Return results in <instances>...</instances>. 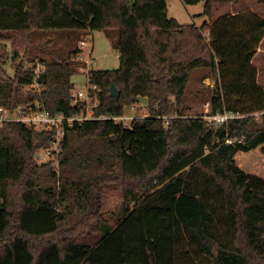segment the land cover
Returning <instances> with one entry per match:
<instances>
[{"label":"trees","instance_id":"1","mask_svg":"<svg viewBox=\"0 0 264 264\" xmlns=\"http://www.w3.org/2000/svg\"><path fill=\"white\" fill-rule=\"evenodd\" d=\"M245 1L186 0L204 2L212 20L216 6L233 8L216 22L184 26L170 18L167 0H0V43H11L14 63L30 55L37 32L103 31L115 40L120 69L91 72L100 89L94 114L124 116L141 97L150 110L128 128L112 120L67 127L58 157L42 164L35 156L56 131L4 123L0 264H264V179L236 161L240 152H264V87L254 64L264 15ZM255 4L264 11V0ZM80 53L42 59L40 75L23 63L13 76L0 74V108L78 113L71 59ZM200 69L217 83L208 116L240 117L210 127L203 115H185ZM36 83L38 91L24 92ZM108 184L124 197L114 226L103 216Z\"/></svg>","mask_w":264,"mask_h":264},{"label":"rangeland","instance_id":"2","mask_svg":"<svg viewBox=\"0 0 264 264\" xmlns=\"http://www.w3.org/2000/svg\"><path fill=\"white\" fill-rule=\"evenodd\" d=\"M257 1V0H256ZM168 14L170 18L176 19L181 25L189 26L196 24L197 26L203 25L205 22H216L223 15H228L232 10V5L216 6L214 10L213 20L203 15L205 3L200 2L194 5H188L186 0H167ZM257 4V3H256ZM255 0H246L245 6L254 5V10L258 11L262 16L264 11L260 6H256ZM255 6L257 8H255ZM208 33L206 37H208ZM84 43V46L81 44ZM115 40L108 37L107 33L103 31L93 32H52L42 33L37 32L33 39L32 49L30 55L25 53L20 55L17 63L13 62L14 50L10 42L0 43V74L13 76L15 68L18 64L23 63L25 69H32L35 65L36 68L44 70L41 65V60L45 59L52 61L61 60L62 57H67L71 50L79 49L84 55L85 60L88 57L95 59L96 65L94 70H118L120 69L119 53L115 48ZM263 52L255 59L254 64L259 68V82L264 87V44L262 46ZM75 57V56H74ZM71 59L78 65L77 69L79 74L74 77L75 91L87 92L86 76L80 71L77 60ZM87 67V66H85ZM216 78L214 74L207 69H200L194 72L192 76L187 95L184 99V113L188 117H195L197 115L208 116L211 111V99L216 94ZM39 87L30 86L25 87L24 92L35 93ZM125 114L133 117H147L150 115V110L145 104H138L127 108ZM40 150L37 153H43ZM36 157V156H35ZM38 158V157H36ZM39 164L43 162L37 159ZM236 161L241 169L247 173L255 174L264 179V152L261 149L251 150L248 153L240 152L237 154ZM56 170H59V162L55 161ZM104 192V206L103 216L104 221L114 226L122 219V205L124 202L123 192L115 184H108L103 187Z\"/></svg>","mask_w":264,"mask_h":264},{"label":"built area","instance_id":"3","mask_svg":"<svg viewBox=\"0 0 264 264\" xmlns=\"http://www.w3.org/2000/svg\"><path fill=\"white\" fill-rule=\"evenodd\" d=\"M209 35V34H208ZM84 46V43L81 44ZM78 64L82 67L80 69L81 72L86 76V84L88 86L87 92L75 91L73 95L74 104L81 107L78 113H74L71 116H67L65 114H58L52 116L49 111L43 108L41 105L36 104V111L34 110V105L32 104H23L18 107L15 111H12L9 108L1 107L0 108V128L3 127L6 122H21L28 125L30 128H35L38 130H55L54 142L50 148L43 151V153H38L37 157L41 162L46 163L48 161L54 160L61 151V145L64 142V136L67 127L71 128L76 123H83L95 120H112L116 124L121 126L130 127L131 123L137 117L124 116L121 117H112L110 115H100L96 116L94 111L96 108L100 106L99 101V92L100 89L98 86L91 83V72L94 70V66L96 65L95 59L93 57H88V60H85L84 55L80 53L75 58ZM87 66V67H85ZM37 74L40 75L45 70H40L37 68ZM39 87V84H35ZM240 117L238 114L234 112L226 113V114H216L212 116H206L205 119L208 120L210 127L217 125L226 124L231 118ZM231 143V141H227Z\"/></svg>","mask_w":264,"mask_h":264},{"label":"water","instance_id":"4","mask_svg":"<svg viewBox=\"0 0 264 264\" xmlns=\"http://www.w3.org/2000/svg\"><path fill=\"white\" fill-rule=\"evenodd\" d=\"M110 70H113V69H110ZM111 96L116 97V98H119L121 96V92L119 91V89L114 84H112ZM137 101L141 104H145V105L148 104L147 98L141 97V98H138ZM37 155H38V153L36 154V157H37Z\"/></svg>","mask_w":264,"mask_h":264}]
</instances>
